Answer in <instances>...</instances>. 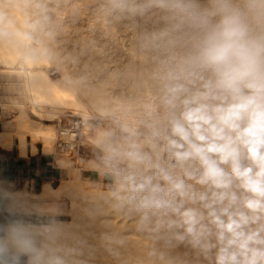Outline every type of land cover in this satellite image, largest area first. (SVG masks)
<instances>
[{"label": "clouds", "instance_id": "9594fccd", "mask_svg": "<svg viewBox=\"0 0 264 264\" xmlns=\"http://www.w3.org/2000/svg\"><path fill=\"white\" fill-rule=\"evenodd\" d=\"M0 45L61 73L98 178L78 222L6 191L0 264H264V0H0Z\"/></svg>", "mask_w": 264, "mask_h": 264}, {"label": "bare ground", "instance_id": "6f19581e", "mask_svg": "<svg viewBox=\"0 0 264 264\" xmlns=\"http://www.w3.org/2000/svg\"><path fill=\"white\" fill-rule=\"evenodd\" d=\"M86 2H87V0H86ZM84 3H85V0H84ZM82 23H84V22L80 19L77 23L70 24L68 26V35L65 38V40L63 41V44H62L63 48H65L68 51L76 50L78 48V46L81 44V42L84 39H86V38L95 39V40H96V38H97V40L100 38L99 42H101V43L105 42V40L107 38L104 37L101 32L96 33V36H92V37L91 36H87V35L91 34V32L88 33V30H87L88 29L87 27H89L91 23L89 25L82 24ZM89 30H91V28H89ZM86 31H87V35H86ZM0 51H2V50H0ZM8 51H10V52H8ZM8 51H7V49L5 50V52L6 53L8 52V53L4 54L5 56H4L3 59H5V60H3V62L5 61L7 63L6 65H7L8 68H6V69L7 70H11V71L9 73L6 71V73H8L7 76L10 79H11V77H14V79L16 80L15 77H17V81H18L17 84L14 82L15 83L14 85L11 84V85L7 86L10 91H8V93H5V94H8L9 97H11V96L15 97V100L19 104H22V103H25V102L27 103L29 101V102H31V104L30 103L29 104L30 105L33 104V106L36 107V109H38L40 112H41L42 109L39 108L38 106H40V107L44 106L45 107L46 105H48V107H52V108H56L57 107V108H59L58 106H55V105L56 104H61V103H67V104H71V105L78 103L77 98L72 94V92L68 88H66L63 85L62 77L53 79V78H51L50 76L47 75L46 68L48 67V65H43V66L37 65L35 67L24 65V64H22V63H20L18 61L17 55H16L14 50L11 51V49H10ZM1 69H3V68H1ZM4 76H6V75L4 74ZM2 77H3V73H2ZM2 77H0V80H1L0 82H2V80L4 79ZM10 79H8L6 77V80L4 79L3 82L4 81H8ZM14 79H13V81H14ZM10 81H12V80H10ZM34 89L36 91V96L35 97L33 95ZM4 91L7 92V89L4 90ZM28 92H29V94H28ZM2 96H5V95L2 94ZM2 96H1V98H2ZM30 96H31V98H30ZM0 101H1V103L3 105V111H2V113L0 115H1L2 118L5 119V118H7L8 101H11V100H9V99L7 100V99L2 98V100H0ZM59 106H61V105H59ZM77 107H78V105H77ZM76 109H78V108H76ZM49 112H52V110H50ZM52 113H56V112L54 111ZM79 113H80V111H79ZM74 114H76V113H74ZM18 115H17L19 117V118L17 117L18 119L16 118V119L7 120L4 123L5 124V131H4L3 134L0 135V140L1 141L3 140L4 143H6V145H8V144L10 145V143H11L10 141H11V137H12L11 133L13 131L14 132L16 131L18 133V135L20 137V138L18 137L20 139L19 141H22V142H23V139H25V136L27 135V133H30V136L32 135L31 138H32L33 141L36 140V138H37V135H36L37 134L36 133L37 130L36 129L39 130V128H41L40 126H36L35 125L37 122L36 123L34 122L35 124L32 123L33 121H30L28 119L29 117H26L27 114H25L24 112L21 113V114H18ZM50 125H53V124H49L47 126H50ZM46 132H48V131H46ZM41 134H42V132H41ZM45 134H47V133H45ZM50 136H51V133H49V135L44 137L45 138L44 140H45L46 143L44 142V140H42L43 143H45V146H46L47 149H50V145H49V142H50L49 137ZM33 137L34 138L36 137V138L34 139ZM42 137H43V135H42ZM41 139H43V138H41ZM30 142H32V141H30ZM4 143H3V145L5 146ZM19 144L23 145V144H25V142L24 143H19ZM22 147H20L21 149L19 148V150H22L21 153L24 152ZM32 148H33V144H32ZM34 149H37V148H34ZM25 150H26V148H25ZM34 151H36V150H34ZM58 163H59V165H65L64 161H59ZM78 184H79L78 181L68 182L66 184V186H65V189L62 190L63 192L58 191V188L60 186L59 187L57 186V188H51L49 185H46L43 188V190L40 191V193L37 194L36 196L32 195V196H24V197L22 196V197H23L24 200H26V201H28L30 203H33V204H37V205H42V204H45V203L47 204L48 201H49V203H51L50 201H53L54 205L57 207L61 203H62V205H65L64 203H67L66 201H68V197L65 196V195H67V194L70 195V193L74 189L77 190L76 186ZM90 191H91V188L88 189V188H85V187H84V189L82 191L79 190V192H82L83 198H86V200H87V197H88V194H89ZM62 193H64V195ZM83 200H84V203L87 202L85 199H83ZM49 203H48V206H49ZM50 205H52V204H50ZM51 208H54V206L52 205ZM51 208H49V209H51ZM51 211H53V209H51ZM73 215L75 216L76 213H74Z\"/></svg>", "mask_w": 264, "mask_h": 264}, {"label": "rangeland", "instance_id": "374dc122", "mask_svg": "<svg viewBox=\"0 0 264 264\" xmlns=\"http://www.w3.org/2000/svg\"><path fill=\"white\" fill-rule=\"evenodd\" d=\"M82 2L84 3V0H82ZM88 3V0H87V2H86V0H85V5ZM81 20L84 22V23H82V24H86V25H89L90 23V26L89 27H87L88 29V33L89 32H91V34L90 35H87V31H86V35L87 36H96V33H98V32H100V31H92V21H91V19L87 16V15H85L84 17H82L81 18ZM89 28H91V30H89ZM94 33V34H93ZM93 34V35H92ZM100 39V38H99ZM99 39L97 40V38H96V40L97 41H99ZM102 39V38H101ZM101 43V42H100ZM0 50H2V51H0V67L1 68H3V69H1L0 68V77H2V73H3V77L2 78H4L5 80H6V77L8 78V79H10L8 76H7V74L11 71V70H7L6 68H8L7 67V63L4 61L3 62V60H5V59H3L4 58V54L6 53L5 52V50L7 49V51L8 50H10L11 48H9L8 49V47H6V46H2V45H0ZM11 51H12V49H11ZM8 52H10V51H8ZM7 52V53H8ZM6 53V54H7ZM3 56V57H2ZM5 63V64H4ZM5 70V71H4ZM4 71V72H3ZM6 71L8 72V73H6ZM46 73H47V75L48 76H50L51 78H53V79H56V78H59V77H62V75H61V73L57 70V68L55 67V66H50V65H48V67L46 68ZM4 74L6 75V76H4ZM1 78V79H2ZM14 79V77H11V79L10 80H12V81H10V80H8V81H4L3 82V80H2V82H0V100H2V98H4V99H9V100H11V101H8V106H7V118H5V120L7 121V120H11V119H16L19 115L18 114H21V113H25V114H27L26 115V117H29L28 119L30 120V121H33L32 123H34L36 126H40L41 128H39V130H37L36 131V133H39V134H41V132H42V135H43V137H46L47 135H49V133H51V138L49 137V139H50V142H49V145H50V149H48L49 151H51V152H53L55 155H57V157H58V162L59 161H64L65 162V165H60V166H62V167H64V169H65V171H66V173L67 174H65L63 177H62V179L61 180H59V181H57L56 183H54L53 185H50V187L51 188H57V186L59 187L58 188V191H61V192H63L62 190H64L65 189V186H66V184L68 183V182H73V181H78L79 182V184L76 186V188H77V190H73L71 193H70V195L69 194H67V195H65V196H67L68 197V201H66L67 203H64L65 205H62V203L61 204H59L57 207L54 205V203H53V201H50L51 203H49V201L47 202V204L45 203V204H42V205H39V206H41V207H44V208H46V209H48V210H50L51 211V209H53V211L55 212V211H59V212H61L62 214H63V216H64V218H69V217H71L74 221H76V222H78V216H79V214H80V212H81V210L83 209V207H85V205H86V203H84V200L83 199H85L86 200V198H83V195H82V192H79V190H83L84 189V187L85 188H88V189H90L91 188V183L93 182L91 179H89V177H88V174H89V171H87L86 169H85V167H84V163H82V162H86V161H88L89 159H91V151H90V148H89V143H88V134L86 135V137H85V139H84V146H83V149L79 152V153H77V154H75V155H61L60 153H58L57 152V150H56V148H55V135H56V130H57V121L59 120V118H60V116L61 117H63V116H65L66 114H68V113H76V114H80L79 113V111H80V107H79V103H77V104H67V103H61V104H56L55 106H58L59 108H52V107H48V105H46L45 107L44 106H38L39 108H41L42 110H41V112L38 110V109H36V107H34L33 106V104L32 105H30L31 104V102H25V103H22V104H19L16 100H15V97H13V96H11V97H9V95L8 94H5V93H8V91H10L9 90V88L7 87L8 85H14L15 83L17 84L18 83V81H17V77H15L16 78V80L14 79V81H13V79ZM1 81V80H0ZM13 82V83H12ZM15 82V83H14ZM3 83V84H2ZM8 83V84H7ZM6 85V86H5ZM5 88V89H4ZM7 89V92L6 91H4V90H6ZM3 90V91H2ZM3 95H5V96H2V94ZM28 94H29V92H28ZM7 95V96H6ZM33 95H34V97L36 96V91H35V89H34V91H33ZM1 96H2V98H1ZM8 97V98H7ZM11 98V99H10ZM30 98H31V96H30ZM16 101V102H15ZM18 103V104H17ZM30 103V104H29ZM59 105H61V106H59ZM77 105H78V107H77ZM66 106V107H65ZM31 107V108H30ZM74 107V108H73ZM0 108H2V110H3V105H2V103H1V101H0ZM44 108V109H43ZM52 110V112H56V113H52V112H49L50 110ZM63 108V109H62ZM65 108V109H64ZM76 108H78V109H76ZM37 111H36V110ZM35 110V111H34ZM44 110V111H43ZM48 110V111H47ZM57 110V111H56ZM59 110V111H58ZM61 110V111H60ZM76 110V111H75ZM22 111V112H21ZM34 111V112H33ZM38 112V113H37ZM62 112V113H61ZM40 113V114H39ZM46 115H45V114ZM50 113V114H49ZM39 114V115H38ZM18 115V116H17ZM19 118V117H18ZM17 118V119H18ZM38 124V125H37ZM44 124V125H43ZM49 124H53V125H50V126H47V125H49ZM44 127V128H43ZM49 127V128H48ZM48 128V129H47ZM50 129V130H49ZM39 131V132H38ZM46 131H48V132H46ZM17 133V132H16ZM35 133V134H36ZM45 133H47V134H44ZM53 134V135H52ZM45 139V138H44ZM78 191V192H77ZM40 193V191L38 190V191H36V193H32V194H30V195H28V196H36L37 194H39ZM63 195H64V193H62ZM87 201V200H86ZM48 203H49V206H48ZM50 204H52L53 206H54V208H51L52 207V205H50ZM51 206V207H50ZM63 206V207H62ZM66 206V207H65ZM49 208H51V209H49ZM74 213H76V217L73 215Z\"/></svg>", "mask_w": 264, "mask_h": 264}, {"label": "crops", "instance_id": "0c3cea01", "mask_svg": "<svg viewBox=\"0 0 264 264\" xmlns=\"http://www.w3.org/2000/svg\"><path fill=\"white\" fill-rule=\"evenodd\" d=\"M2 111L0 108V114ZM4 120L0 115V135L5 131L6 120ZM15 132L11 133V146L0 140V199H3V194L8 190H13L21 198L36 193L38 190L42 191L46 185H53L67 174L64 167L59 165L57 155L46 148L42 134L37 133V138L35 137L36 140L33 141L32 135L27 133L22 142L19 141L20 137ZM24 142L23 145L19 144ZM20 147L24 152L21 153ZM88 177L92 181L98 179L96 174L90 171Z\"/></svg>", "mask_w": 264, "mask_h": 264}, {"label": "built area", "instance_id": "2783aa9c", "mask_svg": "<svg viewBox=\"0 0 264 264\" xmlns=\"http://www.w3.org/2000/svg\"><path fill=\"white\" fill-rule=\"evenodd\" d=\"M86 135L81 115L70 112L57 121L55 148L61 155H75L83 149Z\"/></svg>", "mask_w": 264, "mask_h": 264}]
</instances>
